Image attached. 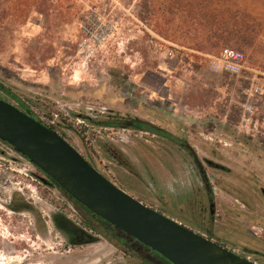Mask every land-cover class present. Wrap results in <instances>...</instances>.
<instances>
[{"label":"rangeland","instance_id":"374dc122","mask_svg":"<svg viewBox=\"0 0 264 264\" xmlns=\"http://www.w3.org/2000/svg\"><path fill=\"white\" fill-rule=\"evenodd\" d=\"M91 3L107 10L114 32L83 65L76 49ZM234 29L247 34V44L223 39L222 33L230 37ZM226 47L242 51L251 71L241 77L213 72L210 57ZM49 81L59 91L79 89L91 104L92 92L104 87L116 97L109 106L118 113L159 124L187 140L201 159L224 166L209 168L221 210L217 225L231 221L230 208L240 212L241 219H232L239 230L249 231L248 221L264 220L259 189L264 187V142L255 131L247 134L242 121L251 83L264 82V0H0V83L39 118L61 122L58 129L73 144L82 141L83 152L95 151L118 181L130 172L109 159L104 141L125 149L134 172L162 180L174 172L172 162L180 167L189 160L184 150L157 134L132 128L109 132L68 115L76 108L74 96L47 98ZM0 97H5L1 91ZM187 181L182 175L161 187L155 180L131 179L129 186L142 199L159 201L165 216L179 210L187 218L184 208L196 196ZM20 201L30 209L10 208ZM56 213L77 221L43 173L0 140V264H73L92 251L113 254L103 242L71 247L53 221ZM263 241L257 248L262 257Z\"/></svg>","mask_w":264,"mask_h":264},{"label":"flooded vegetation","instance_id":"af4514ba","mask_svg":"<svg viewBox=\"0 0 264 264\" xmlns=\"http://www.w3.org/2000/svg\"><path fill=\"white\" fill-rule=\"evenodd\" d=\"M46 86H48L46 94L47 98L68 100L69 95L74 96L76 108H74V110L69 108L68 115H72L84 123L95 125L104 130H109V132L132 128L157 134L184 150L187 154V159L189 160L183 164V166L176 167L175 163L170 159L173 164L172 171L174 172L169 170L167 177L162 180L159 178L154 179L151 178L148 173H145L143 176L138 174L137 171L134 172L132 170L134 163L130 157H127L125 149L114 144L112 140L104 141L101 144V147L109 159L117 163V165L123 170L130 172L127 173L128 175L126 173L120 175L118 181L112 174V168L103 165L100 162V159L97 158L95 151L92 152L88 150L83 152L82 146L84 143L82 141H80V144L74 141L73 144L67 133L65 131L61 132L58 129L61 122H58V124H52L39 118L35 112L30 110V106L25 105L24 102L21 101L9 88H6L1 83L0 91L5 97H0V99L14 105L27 115L42 123L44 126L58 133L66 142L76 149L96 171L110 180L115 186L122 189L125 193L132 196L144 206L155 210L164 216V213L167 212L161 207L160 202L151 197L147 200L142 199L138 195V192H136L133 187L131 188L129 186L130 180L136 179V181L143 182L155 180L161 187H166L170 184V181L174 180V178L182 175H185L186 177L188 176L190 178V183L187 182L190 184V188L192 187L191 189L194 190V194L196 195L195 198H192L191 203L184 208V210L188 209L187 214L189 217L181 218L180 215L182 213L179 210L173 212L172 215L174 216L165 217L244 259L255 264H264V257L259 255L260 251L257 249L259 243L262 242L264 238V220L262 218L248 221V223H251V227L248 229L249 231L243 229L239 230L234 227L237 223L233 222L232 219L235 218L238 220V218H240V212L238 209L230 208L229 210L231 213L228 215H231V221L228 219V222L223 223L222 226L217 225V219L221 215V210L220 207H218L217 192L209 174V168L224 170V166L219 165L211 159H201L195 148L188 143L187 140L179 136L177 137L165 127L144 118L118 113L115 108L109 106L112 102L114 103L116 101V97L112 98L111 94L107 93L104 87L100 86L92 92L90 98L92 97L96 103L92 102L93 104H91L89 101H85V98L82 97L83 94L79 89L74 90V93L72 91L69 92L66 89L59 91L54 83H51L50 81ZM10 99L16 101V104L11 102ZM64 127L68 129L71 128L70 126L65 125ZM76 132L78 131L76 130ZM74 137L78 138L75 132ZM3 143L14 150L9 144L5 142ZM19 155L27 159L25 156L21 154ZM42 173L45 177V183L54 187L62 194L66 199L67 207L71 208L74 215H76L77 221L75 223L71 222L61 213L53 215L55 225L61 232H63L69 245L71 247H86L95 246L103 242L110 245L114 250L113 254L117 253V256L111 254L108 257H102L101 254H96L97 251H92L91 257H77L74 259L73 264H173L158 251L152 249L150 246L142 243L137 238L127 234L123 230L118 229L106 220L100 218L98 215L93 214L87 207L76 201L70 194L62 189L51 177L44 172ZM146 185L148 184L146 183L145 186ZM259 189L264 198V187L260 186ZM142 195L143 194H141V196ZM10 208H12L13 211L17 209L28 210L30 209V206L24 201H20Z\"/></svg>","mask_w":264,"mask_h":264},{"label":"water","instance_id":"95a60500","mask_svg":"<svg viewBox=\"0 0 264 264\" xmlns=\"http://www.w3.org/2000/svg\"><path fill=\"white\" fill-rule=\"evenodd\" d=\"M0 140L93 214L173 264H255L144 206L96 171L58 133L2 99Z\"/></svg>","mask_w":264,"mask_h":264},{"label":"built area","instance_id":"2783aa9c","mask_svg":"<svg viewBox=\"0 0 264 264\" xmlns=\"http://www.w3.org/2000/svg\"><path fill=\"white\" fill-rule=\"evenodd\" d=\"M107 10L101 11L98 5L91 3L90 13L82 28V35L77 43L76 58L87 63L101 52L114 32L113 25L108 21ZM209 67L213 72H226L241 77L246 71H251L247 65L244 53L238 49L226 47L216 56H211ZM254 80L253 78L251 79ZM248 98L243 103L245 132L259 134L264 142V82H253L248 89ZM262 117L259 118L258 114Z\"/></svg>","mask_w":264,"mask_h":264},{"label":"trees","instance_id":"16d2710c","mask_svg":"<svg viewBox=\"0 0 264 264\" xmlns=\"http://www.w3.org/2000/svg\"><path fill=\"white\" fill-rule=\"evenodd\" d=\"M236 25V24H235ZM230 37L226 36L225 33H222L221 36L223 37V39H227L228 40H232V39H236L237 41H239L240 43H242L243 45L247 44L246 38H247V34L244 32L242 33L239 29H234L232 31Z\"/></svg>","mask_w":264,"mask_h":264},{"label":"crops","instance_id":"0c3cea01","mask_svg":"<svg viewBox=\"0 0 264 264\" xmlns=\"http://www.w3.org/2000/svg\"><path fill=\"white\" fill-rule=\"evenodd\" d=\"M74 66H76V62H74ZM69 68H71V70L75 72V70L73 69V66H70ZM69 70H70V69H68V72H67V74H69V73H70V72H69ZM75 73H76V72H75Z\"/></svg>","mask_w":264,"mask_h":264}]
</instances>
